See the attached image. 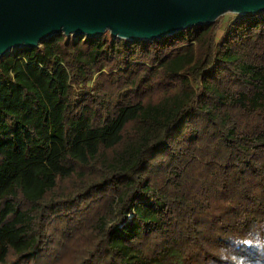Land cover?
<instances>
[{"label":"trees","instance_id":"obj_1","mask_svg":"<svg viewBox=\"0 0 264 264\" xmlns=\"http://www.w3.org/2000/svg\"><path fill=\"white\" fill-rule=\"evenodd\" d=\"M0 264H264V13L2 56Z\"/></svg>","mask_w":264,"mask_h":264},{"label":"water","instance_id":"obj_2","mask_svg":"<svg viewBox=\"0 0 264 264\" xmlns=\"http://www.w3.org/2000/svg\"><path fill=\"white\" fill-rule=\"evenodd\" d=\"M227 13H264V0H0V58L57 34L162 39Z\"/></svg>","mask_w":264,"mask_h":264},{"label":"rangeland","instance_id":"obj_3","mask_svg":"<svg viewBox=\"0 0 264 264\" xmlns=\"http://www.w3.org/2000/svg\"><path fill=\"white\" fill-rule=\"evenodd\" d=\"M240 15H235V14H232V13H227L225 15L222 16V18H224V21L225 23L229 20H231L232 18H237L239 17Z\"/></svg>","mask_w":264,"mask_h":264}]
</instances>
